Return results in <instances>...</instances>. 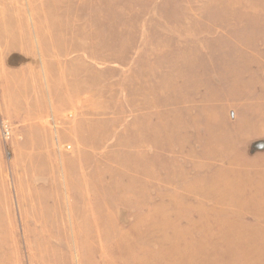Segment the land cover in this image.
<instances>
[{"label":"rangeland","instance_id":"1","mask_svg":"<svg viewBox=\"0 0 264 264\" xmlns=\"http://www.w3.org/2000/svg\"><path fill=\"white\" fill-rule=\"evenodd\" d=\"M0 264H264V0H0Z\"/></svg>","mask_w":264,"mask_h":264},{"label":"bare ground","instance_id":"2","mask_svg":"<svg viewBox=\"0 0 264 264\" xmlns=\"http://www.w3.org/2000/svg\"><path fill=\"white\" fill-rule=\"evenodd\" d=\"M86 85V84H85ZM73 89V88H72ZM75 89V88H74ZM64 94V93H63ZM72 96V95H71ZM72 101V100H71ZM77 103L79 104V105H81V100H80V98H79V92L77 93ZM73 107V106H72ZM54 108V107H53ZM75 108V107H74ZM76 108H78V107H76ZM83 108H85V107H83ZM79 109V108H78ZM92 109V108H91ZM86 111V110H85ZM75 112V111H74ZM81 113V112H80ZM96 113V112H95ZM75 114V113H74ZM77 114V113H76ZM41 115V114H40ZM57 115V114H56ZM76 116V115H75ZM81 116H83V115H81ZM42 117V116H41ZM72 117H73V113H70V114H67V118H70V120L72 119ZM60 121V120H59ZM73 121V120H72ZM60 122H62V120L60 121ZM64 122V121H63ZM63 124V123H62ZM74 126V124L72 125V127ZM69 127V126H68ZM75 128H76V126H75ZM77 129V128H76ZM70 130H72V128H70ZM74 130V129H73ZM78 130V129H77ZM52 131V130H51ZM77 135H78V132L76 131L75 132ZM72 134V133H71ZM75 134V135H76ZM76 135V136H77ZM79 136V135H78ZM68 137V136H67ZM73 137V136H72ZM80 137V136H79ZM53 138V137H52ZM75 139V138H74ZM74 142V141H73ZM126 144V143H125ZM92 145V144H91ZM139 145V144H138ZM82 146V145H81ZM85 148V147H84ZM64 152V151H63ZM64 155V154H63ZM97 164V163H96ZM137 168V167H136ZM135 169V168H134ZM132 176V175H131ZM141 177V176H140ZM134 180V179H133ZM137 186V185H136ZM128 187V186H127ZM138 190V189H137ZM128 247V246H127ZM130 248V247H129ZM129 248H127V251H128V249ZM183 252V251H182ZM193 253V252H192ZM180 256H182V254L180 255ZM188 256V255H187ZM192 256V255H191ZM197 258V257H196ZM185 260H186V258H185ZM188 261V260H187ZM196 262V261H195Z\"/></svg>","mask_w":264,"mask_h":264}]
</instances>
